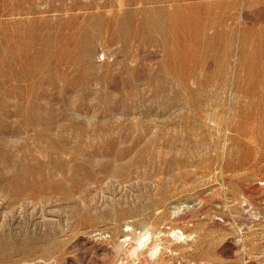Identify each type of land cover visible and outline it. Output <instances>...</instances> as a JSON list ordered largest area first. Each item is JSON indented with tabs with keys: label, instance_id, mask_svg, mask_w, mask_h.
Returning a JSON list of instances; mask_svg holds the SVG:
<instances>
[{
	"label": "rangeland",
	"instance_id": "1",
	"mask_svg": "<svg viewBox=\"0 0 264 264\" xmlns=\"http://www.w3.org/2000/svg\"><path fill=\"white\" fill-rule=\"evenodd\" d=\"M135 263L264 264V0H0V264Z\"/></svg>",
	"mask_w": 264,
	"mask_h": 264
},
{
	"label": "bare ground",
	"instance_id": "2",
	"mask_svg": "<svg viewBox=\"0 0 264 264\" xmlns=\"http://www.w3.org/2000/svg\"><path fill=\"white\" fill-rule=\"evenodd\" d=\"M175 207V206H174ZM182 207H184V206H182ZM187 207V206H186ZM176 208V207H175ZM143 224H144V222H142ZM142 224V225H143ZM152 226V225H151ZM149 227V226H148ZM171 229V228H170ZM176 229V228H175ZM160 230V229H159ZM178 230V229H177ZM164 231V230H163ZM166 231V230H165ZM171 232H172V229L170 230ZM141 232V231H140ZM135 233V232H134ZM161 233H164V232H161ZM160 232H159V234H161ZM128 235V234H127ZM137 235V234H136ZM158 235V234H157ZM166 235V234H165ZM173 236L175 237V239H176V241L178 240V241H181V243H182V241L184 242V241H186V240H189V239H191V237H188L187 235H184V233L183 232H176V231H174L173 232ZM172 237V236H171ZM174 237L172 238V239H174ZM126 238V237H125ZM157 238V237H156ZM193 238V237H192ZM150 239H151V233H150V231H149V228H147L146 230H145V232H143L142 231V234L141 235H139L138 237H137V239L136 240H134L135 241V244H136V246L135 247H133V249H132V253H133V255H135V254H137L142 248H144L145 247V245H148L149 244V241H150ZM158 239V238H157ZM156 239V240H157ZM168 239V238H167ZM174 239V240H175ZM125 241H126V239H124ZM133 240V239H132ZM169 240V239H168ZM152 241V240H151ZM165 241H167L166 239H165ZM177 241V243H179ZM158 242H160V241H158ZM172 242V241H171ZM175 242V241H174ZM188 242V241H187ZM134 243V242H133ZM132 243V244H133ZM180 243V244H181ZM186 243V242H185ZM163 244V243H162ZM173 244V243H172ZM175 244H176V242H175ZM130 245V244H129ZM128 246V245H127ZM163 246V245H162ZM167 246V245H166ZM129 247V246H128ZM172 247H173V245H172ZM121 248V247H120ZM129 248H131V247H129ZM161 248V247H160ZM159 247H154V250L153 251H151V258H152V256H154V255H157L158 254V251H159V249H160ZM130 255V254H129ZM132 255V254H131ZM137 257V256H136ZM157 258V257H156ZM135 264H137V263H135ZM147 264H149V263H147Z\"/></svg>",
	"mask_w": 264,
	"mask_h": 264
}]
</instances>
